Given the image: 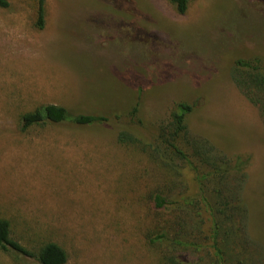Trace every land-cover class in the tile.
<instances>
[{"label": "rangeland", "instance_id": "obj_1", "mask_svg": "<svg viewBox=\"0 0 264 264\" xmlns=\"http://www.w3.org/2000/svg\"><path fill=\"white\" fill-rule=\"evenodd\" d=\"M8 1L0 7V218L13 238L35 254L57 242L66 264H163L148 238L150 196L162 189L198 199L195 165L174 174L119 144L111 126L22 130L20 120L46 104L124 119L138 106L140 131L152 138L187 102L192 137L230 159L250 157L247 234L264 262V106L250 99L264 96L233 78L239 60L258 59L264 70V0H190L184 14L170 0H47L43 29L37 0ZM0 264L40 262L0 249Z\"/></svg>", "mask_w": 264, "mask_h": 264}, {"label": "trees", "instance_id": "obj_2", "mask_svg": "<svg viewBox=\"0 0 264 264\" xmlns=\"http://www.w3.org/2000/svg\"><path fill=\"white\" fill-rule=\"evenodd\" d=\"M46 1L37 0L36 26L40 29L46 25ZM170 2L184 14L190 0ZM0 7L9 8L10 2L0 0ZM233 78L242 90L264 96V70L258 59L239 60ZM254 98L250 97L254 104L264 106L263 100L258 102ZM192 112L191 104H176L169 123L160 126L152 138L140 131L145 123L136 117L138 106L129 113V119H124L117 110L74 113L63 105L46 104L24 113L20 124L22 130L44 124L74 129L111 126L119 144L139 148L174 174L182 171V163L191 162L197 173L198 199L185 200L179 198L180 194L171 196L162 189L150 196L151 207L156 211V227L148 238L152 244L162 247V263L264 264L259 253L250 250L247 234L243 191L250 157L239 155L230 159L208 140L192 137L188 124ZM0 249L36 257L40 264H66L69 259L66 250L54 241L45 243L38 254L33 253L13 238L11 222L7 218H0Z\"/></svg>", "mask_w": 264, "mask_h": 264}]
</instances>
